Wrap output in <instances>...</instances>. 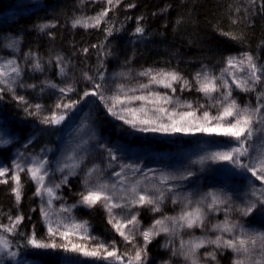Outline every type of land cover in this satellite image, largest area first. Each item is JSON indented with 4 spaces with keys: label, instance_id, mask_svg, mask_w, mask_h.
<instances>
[{
    "label": "snow or ice",
    "instance_id": "obj_1",
    "mask_svg": "<svg viewBox=\"0 0 264 264\" xmlns=\"http://www.w3.org/2000/svg\"><path fill=\"white\" fill-rule=\"evenodd\" d=\"M121 2L106 0L105 6L95 15L74 16L72 20L71 26L74 29H100L104 25V40L92 45L104 59L98 55L95 75L82 73L86 82L82 97L77 81L67 80L70 61L60 55L56 56L55 62L62 84L48 77L40 85L28 83L25 79L28 72L43 73L45 67L38 53L29 50L22 57L19 55L22 45V37H19L4 44L5 49L11 50L12 58L0 57V101L5 99L6 94L10 95L17 106L22 107L26 117L38 119L40 124L49 127H59L64 124L69 113L77 109L81 100L94 97L110 116L139 132L174 134L198 130L233 138L235 146H229L226 151L211 152L207 157L192 163L202 166L206 160L213 163L226 162L231 166L226 171L230 176L238 175L241 186L224 185L201 192L194 199L196 192L180 191L186 187L182 182L196 175L194 171H161L157 174L156 170L149 169L144 172L138 164L120 162L117 152L103 145L107 152L105 169L113 170L112 178L106 180L101 178L100 164H86L89 152L84 147L86 141H81L60 158L50 159L48 153L52 150L47 147L41 149L40 153L17 150L11 155V149L7 148L11 141L0 139V145L4 146L0 150V157L10 161L4 163L0 160V184L8 185L11 182L16 205H20L24 197V178L34 184V195L40 199L39 211L47 230V238L40 239L35 229L30 233L24 230L25 216L19 209L15 215L9 212L8 223H0V264H29L23 258L27 252L60 249L65 253L91 258L94 264H149V246L162 235L166 239L160 247L170 253L169 259L163 260L162 264H173L174 259H179L182 264H220V258L229 251L233 254V264H264V224L254 227L247 219L256 216L264 221V61L260 54L245 51L239 56L225 57L218 76L207 66L197 71L191 81L175 69L147 67L135 76L129 69L109 78L106 76L105 60L112 55V51L110 48L105 49L108 38L121 29H115L108 17L109 12L119 8ZM255 4L256 0H249L245 10L249 17L255 14L252 11ZM128 7L135 5L129 4ZM259 11L264 13V3L260 5ZM237 22L236 19L232 21L233 24ZM246 22H249L248 19ZM180 23L177 20V24ZM36 27L41 33H46V30L56 25L41 23ZM217 31L241 45L245 42L242 33L226 32L219 28ZM47 34L52 35L51 32ZM133 36L140 42L147 38L146 28L139 20ZM82 51L88 54V48ZM48 63L51 65L52 60L49 59ZM136 77L143 79L137 80L135 85L116 82L117 78L131 81ZM177 85L180 92L192 91L195 87V91L204 98L214 100L213 106H218L217 114L213 116L204 110L202 116H198V109L181 112L167 107L174 102ZM156 88L170 90L171 95L161 94ZM22 89H39L41 95L52 90L59 95L53 109L44 114L47 111L44 105L32 103L27 96L18 94V90ZM234 90L253 94L255 104L249 102L241 105L233 95ZM73 93L76 98L72 97ZM176 103L185 109L193 108L192 103ZM213 121L216 123L213 124ZM35 138L36 134L33 133L24 147L27 148ZM117 167L119 170H116ZM81 171L83 190L78 193L80 199L73 205L61 204L59 210L54 211V202L63 200L60 194L62 186L69 183V177L80 175ZM57 172L61 174L59 182L53 179ZM168 200L174 206L180 205V212L176 215H161L144 228L139 209L147 208L152 213H161ZM98 205L105 210L112 230L125 244L131 245V251L121 252L114 237L109 243L91 236L87 221L77 222L75 218L69 220L61 215L70 214L76 207L93 209ZM221 211L225 213L224 220L206 230L208 217ZM196 228L201 229L200 236L192 233ZM185 232L189 233L188 239H184ZM137 234L142 241H137ZM91 241L97 243L91 244Z\"/></svg>",
    "mask_w": 264,
    "mask_h": 264
},
{
    "label": "trees",
    "instance_id": "obj_2",
    "mask_svg": "<svg viewBox=\"0 0 264 264\" xmlns=\"http://www.w3.org/2000/svg\"><path fill=\"white\" fill-rule=\"evenodd\" d=\"M15 1L17 0H0V50L7 37L10 39L22 37L19 55L22 57L29 50L38 53L45 67L43 73L28 72L25 77L28 83H36L37 85H40L45 77L57 84H62L63 80L58 75L59 69L56 66L55 58L57 55L65 57L66 61H70L67 69V80L68 82L77 81V88L82 97L86 83L82 78V73L88 72L95 75L97 57L100 54L92 45L104 40V25H101L100 29L85 30L79 27L74 29L70 21L81 10L84 14L89 12V16L95 15L105 6L106 2L91 8L90 1L87 0L84 1L87 3L82 7L79 4L81 0H39L37 2L19 0L16 4ZM262 3L264 0H256L252 9L255 14L249 17L245 11L249 3H242L239 0H122L119 8L109 12L108 18L115 29H121V31L115 32L112 37L108 38V45L105 50L110 48L112 55L105 60L106 76L111 78L115 72L114 60L116 57L113 54L116 48L123 52V57L127 59L126 64L129 61L128 58L132 57L124 71L131 69L133 76L143 68L153 67L176 69L184 78L188 79L192 78L204 66H207L218 76L220 68L224 66L225 57L229 55L239 56L245 51L260 54L261 60L264 61V51H262L264 50V13L259 11ZM13 4L16 13L11 14V5ZM129 4H134L135 7H128ZM164 9L167 10L163 11ZM140 17L143 19L140 20ZM4 18H7L6 24L2 21ZM234 19L238 21L235 24L232 23ZM246 19L249 22H246ZM138 20L146 28L147 38L143 42L136 40L133 36ZM177 20H180L181 23L177 24ZM9 21L10 23H8ZM41 23H54L56 27L46 30V33H41L36 27ZM218 28L226 32L242 33L245 36L244 44L241 45L226 36L220 35L217 31ZM47 32H51L52 35L49 36ZM84 48H88L87 55L82 51ZM49 59L52 60L51 65L48 63ZM100 59H104V57L100 55ZM21 61L23 63L22 59ZM139 79L142 78L136 77L130 82L124 80V83L134 85ZM156 91L162 93L160 90ZM18 94L27 96L32 103L44 105L47 110L44 114H48L53 109L59 95L52 90L45 91L41 95L39 89L36 91L22 89L18 90ZM233 95L241 105L249 102L255 104V97L251 93L245 94L234 90ZM72 97L76 98V94L73 93ZM138 104L139 102H137ZM206 105L208 104L206 103ZM85 119L89 127L98 132L102 144L108 147H120L127 159L130 156L139 158L135 161L141 165L147 164L153 159L163 160L172 172L187 171L190 168L188 165L184 166L188 156L183 149L189 150V148L199 145L209 148L208 145H211V147L218 148V151H226L230 144H235L233 138L224 139L223 136L211 135L210 138H205L202 136H166L152 132H139L110 116L99 100L94 97L81 100L77 109L69 113L63 125L49 127L40 124L38 119L26 117L22 107H18L11 96L7 94L5 99L0 101V139L11 141L7 145V148L11 149V155H14L17 150L40 153L41 149L47 147L52 150L48 153V157L54 159V154L57 153L56 149L59 148V142L65 138L68 126L80 127L81 122ZM41 129L43 131H40ZM33 133L36 134V138L25 148L24 144L27 143L28 137L32 136ZM193 138L195 139L194 144L186 142L187 140L192 141ZM188 144L189 148L180 146ZM3 148L4 146L0 145V150ZM0 160H3L4 163H10L4 157H0ZM219 163L213 164L207 160L204 167L211 165L212 176L210 179L207 178L208 175L206 176L205 172L193 176L194 180L208 179L211 181L213 184L206 189H215L224 185L240 187L241 178L238 175L230 176L226 171L231 166L226 162ZM57 178H60L58 172L53 179ZM193 183L191 179L188 185ZM34 190L35 185L26 179L22 203L16 205L11 192V182L8 185L0 184V223L7 224V214L11 212L15 215L19 209L25 216L24 230L30 233L35 229L38 238L46 239V232L43 231L45 226L39 211L40 199L34 195ZM67 192V189L60 191L63 193V197L69 200L71 197H65ZM73 192L75 196L76 190ZM79 199H75L70 205L76 204ZM97 208L90 210L83 207L73 208L70 213L72 216L69 215L70 219L75 218L77 222L87 221L89 227L94 219L93 229H89V234L109 243L114 237L119 250L124 252L125 243L122 238L108 224V217L104 209L99 205ZM170 208L174 210L172 214L168 213ZM176 208H180V205L174 206L168 200L161 213H152L147 208L139 209L141 225L146 228L161 215H176ZM86 213H90V215L86 216ZM29 217L30 219H28ZM224 218L225 213L223 211L210 215L206 230L210 229L216 222L223 221ZM247 219L254 227L264 224V221L256 216ZM192 233L196 236L202 234L199 228L192 230ZM183 235L184 239H188V232ZM178 238L176 240L177 247L179 245ZM165 239L166 237L163 235L157 237L149 246V264H156V260L162 262L169 259L170 253L160 247ZM137 240L138 242L142 241L138 234ZM23 258L29 264H67V262L94 264L91 258H85L76 253H65L62 249L55 251L32 250L25 253ZM173 264H182V261L174 259ZM220 264H233V254L230 251L226 252L220 258Z\"/></svg>",
    "mask_w": 264,
    "mask_h": 264
},
{
    "label": "rangeland",
    "instance_id": "obj_3",
    "mask_svg": "<svg viewBox=\"0 0 264 264\" xmlns=\"http://www.w3.org/2000/svg\"><path fill=\"white\" fill-rule=\"evenodd\" d=\"M18 1L19 0L15 1V4ZM27 1H29V2H37L39 0H27ZM84 1H86V0H84ZM87 1H90L89 3L91 4V8L94 7L95 5H101L100 3L106 2V0H87ZM239 1L242 2V3H247V2L249 3V0H239ZM86 3L87 2H83V3L79 2L81 7L84 4H86ZM14 7H15L14 4L11 5V11H10L11 14L13 12L16 13ZM81 15L89 16V12L84 14V13H82V10H81V12L78 11L75 14V17L81 16ZM2 21H4L3 22L4 24H6L7 23V18H4ZM8 23H10V21ZM70 24H72V20L70 21ZM10 40H11L10 37H7L6 38V42H3V45L1 46L2 49L0 50V57H6L7 56L8 58H12L10 56V51L11 50L4 48V44L9 42ZM113 55H114V57H116V59L114 60V63H115V72H114V74L118 73V72H121V71H124L125 70V66L128 63L126 64V62H125L127 59H125V57H123V52L119 48H116V50H115ZM128 60L131 61L132 57L128 58ZM20 62L22 63V61H20ZM142 79H139V80H142ZM188 80L191 81L192 78H188ZM116 82L117 83H121V82L124 83L125 81L120 79V78H117ZM109 83H112V81L109 80ZM135 84H136V82L134 83V85ZM193 84H194V81H193ZM156 90H160L162 92L161 94H169V95H171L170 90L163 89V88H156ZM218 95L219 94H217V96ZM173 101H174L173 104L169 105L167 107H169L170 109H176L177 111H181V112L182 111H187V110H197L198 109V111H197V115L198 116H202V113H203L204 110H208L211 115L215 116L217 114V110H218V106H213V105H215V101L214 100L210 101V100H207L206 98H204V96L202 94H200V93L195 91V87H193L192 91L185 90L184 92H180L179 85H177V92L173 96ZM176 101H179L180 104H183L185 102L192 103L193 108L192 109H185V108L179 107L178 104L176 103ZM206 103L208 105H206ZM200 105H203L204 107L200 108L199 107ZM81 123L82 124H80V127L68 126L69 128H68V130L66 132V136H65V138L62 141L59 142L60 145L58 146L59 148L56 149L57 153L54 154L55 155L54 159L60 158L63 153L67 152L70 149L75 148L76 145L78 143H80L81 141H86V143L84 144V147L89 150L88 156H87V160H86V164L88 166H91V164L93 162H95L97 164H100V167L102 169V177L101 178L102 179H106V180L107 179H111L113 170L112 169H105V165H106V162H107L106 161L107 152L105 151V149L103 147V145H105V144L101 143V139L99 137L98 132L96 130H94V129L89 127L86 119L83 122H81ZM215 123L216 122L213 121V124H215ZM147 133H151V132H147ZM152 133L163 134V135H166V136H175V135H178V136H180V135L184 136L185 135V136H187V135H191L193 137H198V136L201 137L202 136V137H205V138H207V137L210 138L211 135H215L217 137H222V135H217L216 133H204V132H200L198 130L197 131H192V132H189V133L177 132V133H174V134L173 133L165 134V133H160V132H152ZM223 138L225 139V138H229V137H224L223 136ZM194 141H195V139L193 138L192 141L191 140H187L186 142H190V143L194 144ZM180 146L182 148H184V147H188L189 148L190 147L189 144L188 145H180ZM208 146H209V148H207V147L205 148L204 146L199 145V146H196L194 148H189V150L188 149H183V150H184V152L187 153V156H188V158L185 159L184 166L186 167V165H188V167H190L189 170L190 171H194L196 173V175L204 174L206 172V176L208 175L207 178L210 179V177L212 176V173H213V172H211L212 170H210V168H211L210 166L211 165H207V166L204 167L205 163L202 166L200 164H198V163H192L193 161L199 160L201 157L208 156L211 152L218 151V148L216 149L214 147H211V145H208ZM229 146H235V144H230ZM111 148H113V150L117 152V155L119 157L120 162L138 164V165L141 166L142 171H144V172H147L149 169L156 170L157 174L159 172H161V171L172 172L171 168L163 160L159 161V160H154L153 159L150 162H148L147 164L141 165V164H139V162L135 161V159H139V158H136V157L133 158L132 156H130L127 159L126 156L124 155V153L122 152L120 147H111ZM213 164H215V163H213ZM217 164H220V163L218 162ZM54 166L55 165H53V167ZM168 167H169V170H168ZM192 167H193V169H192ZM116 170H119L118 167L116 168ZM189 170L187 169V171H189ZM184 171H186V170H184ZM59 176H60V178L55 179L56 182H59V180L61 179V174L60 173H59ZM203 176H205V175H203ZM82 177H83V172L82 171H81L80 175L69 177V183L67 185L62 186V189H60V191H62V190L66 191V189H67L68 192H67V196H65V197L66 198H70L71 197V198L69 200H66L63 197V200H56L54 202V205H53V210L54 211L59 210L61 204L69 203V205H70L73 201H75V199L80 198L78 193L83 190V185L81 183ZM24 179L26 180L27 178L25 177ZM191 179H192V182H194V183L191 184V185H188V182ZM182 183L186 187L180 189V191H182V192H188V191L196 192L197 195H195L193 197L194 199L198 198L199 193L211 190V189H206V188H208L210 185L213 184L208 179L194 180V177H190L189 180L183 181ZM73 190L74 191L76 190L75 196H74ZM60 194L63 196V193H60ZM95 209H98V208L95 207ZM175 211H176V213H179L180 212V208H178V209L176 208ZM173 212H174V210H172L171 208L168 211L169 214H172ZM81 214H85V213H81ZM86 214H87L86 216L90 215V213H86ZM61 215L64 216L66 219L71 220L70 219V216H72L71 214L62 213ZM92 215H93V213L91 214V216ZM93 222H95L94 219H93ZM93 222L90 224L89 229H93L92 228L93 224H94ZM43 231L44 232L47 231L46 227H44ZM73 239H75V238H73ZM90 243L91 244H95V243H97V241H91ZM125 251H131V245L125 244L124 245V252ZM155 263L156 264H162V262L159 261V260H156Z\"/></svg>",
    "mask_w": 264,
    "mask_h": 264
},
{
    "label": "bare ground",
    "instance_id": "obj_4",
    "mask_svg": "<svg viewBox=\"0 0 264 264\" xmlns=\"http://www.w3.org/2000/svg\"><path fill=\"white\" fill-rule=\"evenodd\" d=\"M146 164V163H145Z\"/></svg>",
    "mask_w": 264,
    "mask_h": 264
}]
</instances>
